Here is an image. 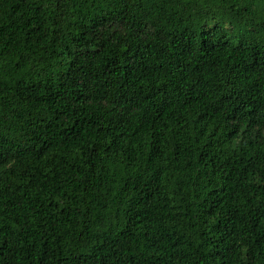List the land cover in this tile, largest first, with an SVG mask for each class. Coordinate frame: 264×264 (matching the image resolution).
Returning a JSON list of instances; mask_svg holds the SVG:
<instances>
[{
	"label": "trees",
	"instance_id": "obj_1",
	"mask_svg": "<svg viewBox=\"0 0 264 264\" xmlns=\"http://www.w3.org/2000/svg\"><path fill=\"white\" fill-rule=\"evenodd\" d=\"M0 264H264V0H0Z\"/></svg>",
	"mask_w": 264,
	"mask_h": 264
}]
</instances>
